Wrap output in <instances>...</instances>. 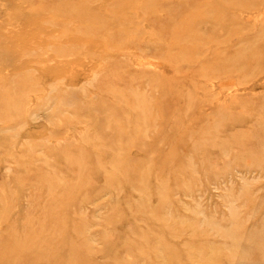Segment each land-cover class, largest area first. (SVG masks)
I'll return each instance as SVG.
<instances>
[{
    "label": "rangeland",
    "instance_id": "1",
    "mask_svg": "<svg viewBox=\"0 0 264 264\" xmlns=\"http://www.w3.org/2000/svg\"><path fill=\"white\" fill-rule=\"evenodd\" d=\"M190 1L0 0V264H264V2Z\"/></svg>",
    "mask_w": 264,
    "mask_h": 264
},
{
    "label": "bare ground",
    "instance_id": "2",
    "mask_svg": "<svg viewBox=\"0 0 264 264\" xmlns=\"http://www.w3.org/2000/svg\"><path fill=\"white\" fill-rule=\"evenodd\" d=\"M178 1L180 2V0H178ZM226 1H227L226 3H225V0H218V2L217 1H211L212 3L210 1H208V0L190 1L191 3H189V5L187 7V14L188 15L185 18L190 19L188 22H195V23H199L200 24L203 21L202 20L203 17L209 16V18H211V20H207L206 18H205V20H206V22L209 21L212 24V28H221V27H223L225 25H228V26L230 25L231 26L232 23H235L236 21H238L239 14L241 13V10L238 8V6H239V4H241L240 3L241 0H226ZM263 2H264V0H263ZM263 2H260L261 3L260 4L259 3V0H258V2H257L259 4L258 7H260V5L263 6L262 5ZM257 3H256V7L254 6V10H255V8L258 9L257 8ZM156 8H155V11L158 14H160L159 13V10H157ZM171 9H167V11H169ZM163 11H166V10H164L163 7H162V9L160 8V12L162 13ZM203 12H207L206 15L203 14ZM157 13H156V15H157ZM173 13H176V11L173 12ZM181 15H182V12H179L177 14V17H180ZM154 18H155V15H154ZM184 21L185 20L182 21V25H181V28L182 29L187 27V24L186 23H183ZM153 22L155 23V21H153ZM186 22H187V20H186ZM233 33H235V32H233ZM211 36H212V34H211ZM221 41H223V40H221ZM33 239H34L33 237L32 238H29L28 240L26 239L27 240V243H28L27 245L31 244L33 242Z\"/></svg>",
    "mask_w": 264,
    "mask_h": 264
}]
</instances>
